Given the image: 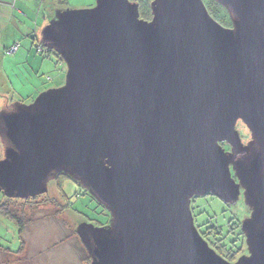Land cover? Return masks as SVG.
<instances>
[{
  "label": "water",
  "instance_id": "95a60500",
  "mask_svg": "<svg viewBox=\"0 0 264 264\" xmlns=\"http://www.w3.org/2000/svg\"><path fill=\"white\" fill-rule=\"evenodd\" d=\"M210 1L230 28L201 0H152L149 21L134 0L60 13L41 43L65 84L0 112L4 197L42 196L63 174L108 212L76 230L90 264H264V0ZM240 191L247 253L230 263L190 204Z\"/></svg>",
  "mask_w": 264,
  "mask_h": 264
},
{
  "label": "rangeland",
  "instance_id": "374dc122",
  "mask_svg": "<svg viewBox=\"0 0 264 264\" xmlns=\"http://www.w3.org/2000/svg\"><path fill=\"white\" fill-rule=\"evenodd\" d=\"M201 1L206 10L210 8V0ZM9 3L0 5V112L17 103L29 106L41 93L65 84V63L58 62L51 53L46 57L45 47L40 51L41 31L56 21L60 13L91 9L96 0H9ZM14 45L17 49L8 53ZM236 130L246 144L249 133L245 126L238 123ZM1 143L0 137V159ZM57 182L62 186L60 190ZM47 188L46 194L25 204L24 212L15 213L25 222L22 232L12 220L0 215V264H90L76 230L82 225L94 229L107 227L108 212L69 178L59 176L50 180ZM2 197L0 191L1 202ZM14 204L23 206L21 202ZM14 204L7 205L11 212L16 210ZM190 209L195 226L215 225L229 243L233 242L230 248L242 249L235 253L234 260L247 253L240 232L251 213L243 191L232 204L214 195L197 197Z\"/></svg>",
  "mask_w": 264,
  "mask_h": 264
},
{
  "label": "trees",
  "instance_id": "16d2710c",
  "mask_svg": "<svg viewBox=\"0 0 264 264\" xmlns=\"http://www.w3.org/2000/svg\"><path fill=\"white\" fill-rule=\"evenodd\" d=\"M134 1H136L138 3L139 18L149 21L151 19L150 3L152 0H134ZM209 3H210L209 4L210 8L207 7L208 14L216 22H218L220 25H222L223 27L230 28L231 22L229 20V17L227 15L226 11L213 1H209ZM39 48H40L41 52H43L44 49H46V52H47L46 57H48L51 53V54H54L56 56V58L58 59V62H61V59L59 58V56L56 55L52 50L44 48V46H40ZM225 148H226V150H228L227 147H225ZM59 176L69 178L66 175L59 174L56 176V178L54 180H56ZM57 187L60 190L62 186L60 185V183L57 182ZM39 197L40 196L35 197V198H28V199H9V198L4 197V195H3L2 199H4V200H2L3 202L0 201V215L5 216L6 218L12 220L15 224H17L19 227V233H20V232H22V230L24 228L25 222L22 220V217L17 216L15 213L20 212V214H21L22 212H24V208L26 206L25 204L32 202L33 200H35ZM18 202H21L23 204V206L19 207V205L14 204V203H18ZM8 204H14L15 205V207H16L15 212H11L10 210H8V208H7ZM62 209H64L63 206H62ZM23 215H25V214L23 213ZM196 228H197L199 234L201 235V237L208 243L209 247L212 248L224 260H226L227 262H230V263H233L237 260V259L234 260V255H235V253H237L238 251H240L242 249H239V250L237 249L236 251H234L233 247L230 248L229 245L233 242L229 243L226 240L225 235L222 234L221 230L217 226L205 224L202 226H196ZM240 234L242 235V237H244L242 232H240ZM20 245H21V243H20Z\"/></svg>",
  "mask_w": 264,
  "mask_h": 264
},
{
  "label": "crops",
  "instance_id": "0c3cea01",
  "mask_svg": "<svg viewBox=\"0 0 264 264\" xmlns=\"http://www.w3.org/2000/svg\"><path fill=\"white\" fill-rule=\"evenodd\" d=\"M6 4H8V5L10 4V3H9V0H0V5H1V6H2V5H6ZM8 5H7V6H8Z\"/></svg>",
  "mask_w": 264,
  "mask_h": 264
},
{
  "label": "built area",
  "instance_id": "2783aa9c",
  "mask_svg": "<svg viewBox=\"0 0 264 264\" xmlns=\"http://www.w3.org/2000/svg\"><path fill=\"white\" fill-rule=\"evenodd\" d=\"M16 49H17V46L14 45L13 48L8 53L14 52Z\"/></svg>",
  "mask_w": 264,
  "mask_h": 264
},
{
  "label": "flooded vegetation",
  "instance_id": "af4514ba",
  "mask_svg": "<svg viewBox=\"0 0 264 264\" xmlns=\"http://www.w3.org/2000/svg\"><path fill=\"white\" fill-rule=\"evenodd\" d=\"M228 149V148H227Z\"/></svg>",
  "mask_w": 264,
  "mask_h": 264
}]
</instances>
